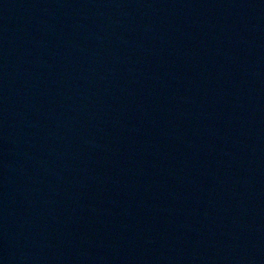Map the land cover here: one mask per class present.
<instances>
[{"label":"water","instance_id":"obj_1","mask_svg":"<svg viewBox=\"0 0 264 264\" xmlns=\"http://www.w3.org/2000/svg\"><path fill=\"white\" fill-rule=\"evenodd\" d=\"M0 264H264V0H0Z\"/></svg>","mask_w":264,"mask_h":264}]
</instances>
